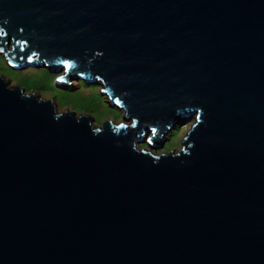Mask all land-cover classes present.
<instances>
[{"label":"water","instance_id":"1","mask_svg":"<svg viewBox=\"0 0 264 264\" xmlns=\"http://www.w3.org/2000/svg\"><path fill=\"white\" fill-rule=\"evenodd\" d=\"M4 20L43 53L28 66L102 80L153 149L197 126L137 150L0 77V264H264V0H0Z\"/></svg>","mask_w":264,"mask_h":264},{"label":"rangeland","instance_id":"2","mask_svg":"<svg viewBox=\"0 0 264 264\" xmlns=\"http://www.w3.org/2000/svg\"><path fill=\"white\" fill-rule=\"evenodd\" d=\"M29 69V72L23 70ZM42 71H36L40 70ZM63 71L51 72L48 67L28 66L22 69H13L6 60L0 58V76L8 86H19L26 94H36L43 100H52L57 112L73 111L77 116L82 114L93 117V125L101 128L106 121L114 124L130 123L125 119V112L118 106H112L108 95L101 93L97 82L89 83L84 79H71L69 84H57L56 78ZM104 88V87H103ZM194 119H180L164 137L162 146L158 149H149L152 153H176L183 147L184 132H189ZM146 140L139 146L146 145Z\"/></svg>","mask_w":264,"mask_h":264},{"label":"snow or ice","instance_id":"3","mask_svg":"<svg viewBox=\"0 0 264 264\" xmlns=\"http://www.w3.org/2000/svg\"><path fill=\"white\" fill-rule=\"evenodd\" d=\"M8 23L9 21L7 20H4L2 23H0V58L6 60L9 65H13L14 62H20L24 66L34 64L37 60H39L43 53H40L38 49H33L31 42L24 39L22 36L10 35V32L7 30ZM19 32L23 33L24 29L20 28ZM58 63L62 65V70H69L72 67L70 59H63L58 61ZM95 79L101 80L103 77L97 75ZM101 91L107 92L108 89L104 87L101 88ZM110 99L116 106H123L127 109L126 103L115 94H113ZM125 118L131 121L130 125L127 123L119 124L117 125L118 128L128 129L131 127L132 129H135L141 137L146 138L147 144H153L155 138L158 135V129L155 126L146 124L143 126V128H140V119L137 118L135 113L130 109H128V115ZM200 122V116L197 115V123ZM196 126V124L192 125L193 128ZM149 133H151V135H149Z\"/></svg>","mask_w":264,"mask_h":264},{"label":"bare ground","instance_id":"4","mask_svg":"<svg viewBox=\"0 0 264 264\" xmlns=\"http://www.w3.org/2000/svg\"><path fill=\"white\" fill-rule=\"evenodd\" d=\"M42 66H46L45 64H43ZM35 67H41V66H35ZM30 70L29 69H25V70H23V72H29ZM36 71H42V69H40V70H36ZM63 74H64V72H63ZM63 74H59L58 76L59 77H62L63 76ZM1 77V76H0ZM8 84V83H7ZM97 84H99V86L101 87V88H103L104 87V84H103V82H102V80L101 81H98L97 82ZM9 87V86H8ZM11 88V87H10ZM100 88V89H101ZM107 95V94H106ZM123 110V112H125V117H126V110L123 108L122 109ZM190 119H193V118H190ZM189 120V119H188ZM195 122V121H194ZM130 123H131V121H130ZM129 123V124H130ZM128 124V123H127ZM191 127H192V125H191ZM168 133V132H167ZM167 133L164 135V137H166V135H167ZM188 133L187 132H184V135L186 136ZM149 135H151V133H149ZM136 149L137 150H146V151H150L149 149H151V145H149V144H146V145H142V146H139V144H137L136 145ZM156 154V153H155ZM157 154H159V153H157Z\"/></svg>","mask_w":264,"mask_h":264}]
</instances>
